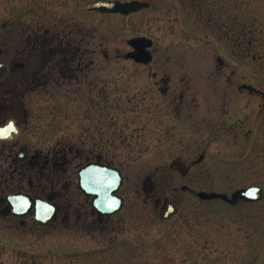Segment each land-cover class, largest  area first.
Wrapping results in <instances>:
<instances>
[{
  "label": "rangeland",
  "instance_id": "374dc122",
  "mask_svg": "<svg viewBox=\"0 0 264 264\" xmlns=\"http://www.w3.org/2000/svg\"><path fill=\"white\" fill-rule=\"evenodd\" d=\"M145 1L149 9L96 26L74 8L94 31L88 48L102 41L109 59L85 62L72 83L30 92L16 77L0 80V125L15 119L22 129L0 142V264H264V0ZM38 6L0 0V24ZM0 34L12 56L19 27ZM138 36L153 41L147 65L125 57ZM46 159L59 161L53 185L54 169L39 170ZM95 160L124 178V206L111 217H98L77 187V171ZM249 186L263 188L261 201L196 196ZM17 192L50 196L57 219L9 215L4 198ZM165 201L179 211L162 221Z\"/></svg>",
  "mask_w": 264,
  "mask_h": 264
},
{
  "label": "flooded vegetation",
  "instance_id": "af4514ba",
  "mask_svg": "<svg viewBox=\"0 0 264 264\" xmlns=\"http://www.w3.org/2000/svg\"><path fill=\"white\" fill-rule=\"evenodd\" d=\"M97 1L144 2L149 7L129 15L106 14L86 8L89 3ZM38 5L36 14H25L22 16L20 23L6 21L0 24V31L19 27L20 37L22 38L20 47L13 52L12 56H8V52L5 50L7 58L2 59L0 65L4 66L6 72L0 80L10 76L16 77V82L21 85L22 90L30 92L47 91L49 84L52 87L57 83H72L75 75H81L86 69L85 62L106 61L109 59V55L103 49L104 43L102 41L99 42L97 48L92 50L88 48L90 37L94 34V31L91 32L86 21L76 22L74 20L75 7L82 13L92 14L95 26L97 23L100 25V21L107 15L128 17L151 7V3L145 0H38ZM27 19L30 21L27 22ZM32 20H35L34 24H32ZM0 35L4 36L3 34ZM5 51L0 48V58L5 57ZM132 51L130 47V50L125 53L127 59H129L127 54ZM32 57L39 58L37 64H32ZM118 57H120V54L116 55V58ZM24 153L27 154L28 159L29 154ZM60 158L62 160L61 164L68 166L70 161L67 159V155H62ZM46 161L44 166L39 165V170L41 172L42 169L44 170L49 166L54 169L49 175L47 174L49 176H47V179L53 185L56 183L54 178L58 175L56 166L59 161L55 162V159L51 161L46 159ZM95 161L100 162L99 160ZM67 171L68 169H65L63 173L65 174ZM41 174L43 176V173ZM46 198L51 200L50 196ZM55 204L58 208L57 219L61 207L58 203Z\"/></svg>",
  "mask_w": 264,
  "mask_h": 264
},
{
  "label": "water",
  "instance_id": "95a60500",
  "mask_svg": "<svg viewBox=\"0 0 264 264\" xmlns=\"http://www.w3.org/2000/svg\"><path fill=\"white\" fill-rule=\"evenodd\" d=\"M149 5L144 2L120 3L109 1H97L89 3L88 10H97L106 14H123L129 15ZM128 45L133 49L127 54L134 62L147 65L152 61V55L147 50L152 47V40L145 37L132 38L128 40ZM6 70L0 65V78ZM22 135V130L15 119H8L0 125V142H15ZM27 158L26 153L19 155V161ZM203 157L199 158L201 161ZM123 176L120 170L101 165L98 163H88L78 171V188L88 197H92V209L101 217H110L122 210L124 199L118 192L123 185ZM188 188L182 187L185 191ZM263 189L260 186H251L235 190L229 197L224 193L215 192H197L196 196L200 200H222L232 206L237 205L240 201L247 203L258 202L262 199ZM5 202L9 206V213L15 217H24L32 213L33 220L43 226L52 222L58 213L56 204L42 199L40 197H31L25 193H13L5 196ZM178 207L170 201L164 203L160 210V219L168 220L171 216L176 215Z\"/></svg>",
  "mask_w": 264,
  "mask_h": 264
}]
</instances>
